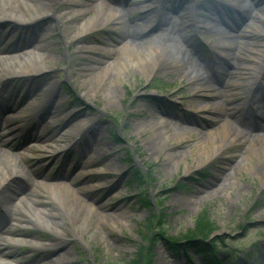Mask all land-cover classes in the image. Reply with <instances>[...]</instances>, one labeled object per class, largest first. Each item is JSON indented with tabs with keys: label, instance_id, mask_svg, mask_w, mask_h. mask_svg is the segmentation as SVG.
Wrapping results in <instances>:
<instances>
[{
	"label": "rangeland",
	"instance_id": "374dc122",
	"mask_svg": "<svg viewBox=\"0 0 264 264\" xmlns=\"http://www.w3.org/2000/svg\"><path fill=\"white\" fill-rule=\"evenodd\" d=\"M92 1L31 0L33 5L38 7L41 5L43 11H40V14L45 13L39 18V20L42 19L39 25L45 22L46 27L50 28L47 43L39 50L45 51L46 56L48 54L54 56L46 63L49 66L46 68L52 69L49 74L51 79L42 88V91H46L40 95L42 98L48 93L55 95L56 98H59L60 106L64 107L62 111L69 109V107L74 108V115L69 121L51 116L48 120L49 126L52 128L51 130L47 129L48 131L46 130L44 136L52 135V132L57 134L62 130H68L71 126H80V120L84 116L92 119L88 122L89 126L84 128L87 141H93V138L97 135L96 137L102 145L101 149L105 148L107 152L111 150L108 156H105L106 153H102L95 154L94 158L99 159V162L103 165L112 161L113 166L118 167L114 171L107 168L109 174L104 178V175L98 177L99 174L95 173L100 166H92L90 169L93 174L84 176L88 182L86 186L98 185L99 188L90 189L88 192H80V197L82 201L98 205L100 209L108 214H123L125 218L127 217L126 213H128L130 216L124 224L118 223L115 226L113 223H107L98 227V229L92 228L79 241L67 230L70 225L64 218V213L57 210V207L50 201L45 202L43 195H37L41 198L40 205L44 209L52 212L57 211V218L65 222L66 227L64 229L67 232L64 239L57 238L48 232L43 233L41 239L45 243V247L42 250V255L46 258H44L42 264H189L188 256L171 254L167 246V240L164 241L163 239L177 237L182 240L188 231L195 229L194 224L202 211L207 213V221L214 230L211 234L213 239L211 241L217 244L218 257L225 260L223 264H264V185H261L256 176L249 173L250 166L242 167L241 173H237L238 181L235 187L229 191L231 192L229 196L224 192L221 194L219 192L215 193L207 197V200L198 209L193 208L191 211L187 209V204H185V199H188L187 191L199 195L204 190L203 187H206L209 188L208 192H217L225 174L220 176L218 183H216L212 178L216 174L214 169L217 168V171L223 169V173L228 172L229 168L239 160L241 146L232 145L221 154L215 155L210 161L201 164V152H199L197 146L195 148L191 147L197 141L196 134L188 133L182 139L175 135V138L168 140L165 146L162 147L157 135L160 129L141 127L150 119L155 118L153 116L155 115L153 112L156 111L155 107H160L163 102L166 103L165 98L181 102L187 107L196 108L200 102L204 101L203 96L204 98L207 97L201 91L195 93V90L190 88L188 79L181 76L182 68L174 67L173 71L164 73L161 71L160 65L152 73L145 75L139 70L140 68L133 66L130 71L129 69L128 71L124 70V77H118L116 83L112 85H108V82L105 83L101 87L103 89L101 94L96 93L93 97L85 94L86 88L92 87L94 82L90 80L84 85L83 78L85 76L89 77L91 74L90 69L99 64V61L106 60L104 59L105 54L91 48H103L110 44L120 45L121 40L125 41L126 39L127 41L134 40L137 42L139 39L138 32L141 29L140 27L135 28L132 32L130 25L136 26V23H139L145 12V9L140 10L138 8L130 11L128 15L124 13L121 16L120 14L118 19L103 21L104 18L99 17L95 21L94 29H90L80 37L73 38L72 35L77 32L83 19L87 17L82 14L74 16L73 12L86 8L85 6L91 4ZM102 1L107 4L106 0ZM147 1L144 0L143 2ZM158 1L149 0L148 3H152L154 9V3ZM128 2L133 3L134 0ZM162 2L169 5L170 12L177 13V15L170 14L171 22H182L181 26L175 28V30H179L178 34L181 32L190 36V40L184 38L185 43L194 44L196 38L193 37V33L199 31V35L202 36L200 38L205 39L207 46L216 44L218 47L222 38L219 37L221 30H219V24L217 23L219 21L217 2L225 5L229 4L231 7L230 2L227 3L224 0H163ZM249 3V0H245V4ZM105 7H108V5H105ZM184 7L187 10H184ZM231 11H234V8ZM255 14L259 16L256 11L253 15ZM58 15L60 17L56 19L55 16ZM68 16L69 19H66ZM147 16L150 18V23L154 24L157 14L148 10ZM121 18L122 23L127 26L126 32H121ZM253 18L254 24L260 27L261 33L253 31V24L250 29L247 25L244 26L242 31L245 30V32L242 33L245 35L239 37L240 41H244V44L240 45L239 43L243 49L241 58L239 61L229 60L238 70L236 74L239 76L238 79H244L247 75H243V73L246 72L250 75V82L255 81L256 73L259 74L260 68L258 67H262L264 64V19H257L256 16ZM119 19L120 22L117 21ZM55 21L57 25L53 26ZM170 26L168 24V27ZM199 27H204L205 30L200 32ZM246 30H249V32H246ZM205 31L209 32L204 33ZM177 36L174 39L182 45L181 39ZM243 37H248V39ZM231 40L225 43L228 46L222 45L219 47L222 59L217 62V65L224 69L229 66V70L232 66L228 64L230 62L226 59V55L234 52L233 48L235 46L238 47L237 45L229 47L237 43L235 38ZM222 42H224V39ZM251 43L262 49L259 53L261 60L260 62L255 61L252 66H248L252 62L250 56L254 53H251L252 50L246 48V46L252 45ZM65 51L69 52L66 58ZM168 54L169 52L160 51L155 55V59L161 62L164 57H170ZM143 59H145L143 62L144 67L147 66L148 61L146 57H143ZM233 62L238 66L236 67ZM150 65L153 66V64ZM188 65H191L196 73L200 72L195 61L192 60L184 68H190ZM247 67L253 68V70L251 71ZM54 68H62V70ZM65 68L70 69L66 78H64L66 76ZM107 93V99L101 97ZM250 93L254 95V92L250 91ZM41 96H37L35 99H42ZM247 96L248 93L246 92L244 94L229 95L228 100H225L222 104L219 113L209 112L208 125L215 126L216 118L219 119L220 117H226L228 120L233 121L229 116L242 110L243 105L241 103ZM257 96L259 95L257 94ZM260 98L262 97L260 96ZM210 100H213V98H210ZM43 103L44 101L40 100L37 106ZM31 110H28L25 115ZM50 111L52 113L53 109H50ZM174 111L177 112V108ZM169 112L172 114L173 111ZM69 114L71 112L64 113L62 116L67 117ZM24 120L25 118H22L21 128L25 127ZM170 126L166 124L167 128ZM74 130L79 129L75 128ZM116 132H119L117 137H115ZM167 133L170 135L169 131ZM18 140L14 142V146H18ZM73 140L74 137L72 139V136L65 137L59 143L62 146H67L73 144ZM151 141L155 142L150 144ZM77 145L74 144L69 147V152L81 150L85 157L87 153ZM158 149L159 153H157ZM69 152L68 159L71 161L68 162L67 167L69 163L74 161L75 156L73 153L70 156ZM2 158L6 157L0 156V161L3 160ZM180 158H183V161H180ZM82 162L91 164L88 159H82ZM0 163L2 164V162ZM2 165L0 167H3ZM24 168L27 170V166H24ZM104 168L106 169V167ZM44 170L40 166L39 171L43 172ZM197 170L201 171L197 172ZM204 172L210 174L209 178L211 179L209 180L214 181V183L211 181L208 184L206 183L208 178L201 179L199 177V173ZM0 173L3 172L0 171ZM258 173L263 176L264 167ZM77 174L73 178V185L76 186V189L79 186L80 179L83 178L80 173ZM44 176L47 179L56 176V174L44 173ZM191 178H197L202 183L200 182V185L192 184L188 182ZM100 179L104 181L98 182ZM14 181L10 182L5 193L8 190L12 192L19 191L17 181ZM189 184H192L189 189L182 187L184 185L189 186ZM111 186L114 187V190ZM110 188L112 189L111 193L108 192ZM238 189L240 193L235 196ZM143 194L146 197L148 196L151 201L146 206L141 199ZM19 219L25 222L22 217ZM94 219H96L95 216ZM22 223H17L16 229L17 227L21 228ZM24 228L25 232L38 233L29 226ZM204 228V224L200 226V230ZM52 248L54 249L51 250ZM22 251L27 253L25 254L27 257L22 258L21 262L34 259L35 255L29 253V248H22ZM234 251H237L238 254L235 255L236 252ZM244 253H247V260L239 259ZM188 255L193 264H203V258L196 256L193 251H189ZM41 262L38 261L39 264Z\"/></svg>",
	"mask_w": 264,
	"mask_h": 264
},
{
	"label": "bare ground",
	"instance_id": "6f19581e",
	"mask_svg": "<svg viewBox=\"0 0 264 264\" xmlns=\"http://www.w3.org/2000/svg\"><path fill=\"white\" fill-rule=\"evenodd\" d=\"M115 1L119 2L117 0ZM121 1H124V5L121 6V11L117 7H105V5L101 2H96L95 0H93L91 4L85 6L86 8L73 12L74 16L78 14L87 16L85 17V19H83L77 32L72 35V37L75 38L87 33L90 29H94L95 21L99 17H103V21L109 19H118L120 14L121 16H123L122 14L124 13L128 15V13L133 9H146L144 12V16L142 17V22L136 23V26L130 25V28H132V32L133 29H138L140 27L141 30L138 32V34L141 36V38L144 39L145 42L137 41V43L134 40L127 41L126 39L125 41L121 40L120 45L110 44L107 45V47L103 48H91L105 54L106 57H104V59L106 60L99 61V64L90 69L91 74L89 75V77L85 76L83 78L84 85H86L90 80L94 82L93 86H90L91 88L85 87L86 95L93 97L96 93L101 94L103 90L101 89V87L104 86L105 83L108 82V85L116 83L118 77H124V70L128 71L129 69L130 71L133 66L140 68L139 70L147 75L153 72V69L157 68L158 64L160 63L159 66L161 65V71L164 73H167V71H173L174 67L182 68L181 76H184L188 79L190 88L195 90V92L201 91L202 93L206 94V98H213V100L211 101H207L206 98H203L204 101L200 102L196 108L189 107V109L193 110L196 115L199 114L201 116L208 117L209 112L219 113L221 111L222 104L225 100H228L229 95L231 96V94L237 93L244 94V92H246L249 96V107L252 109H256V112L259 115L257 116L258 118H263L262 114L264 112V102L259 98V93L261 94L260 87L264 84V78L256 87H254L255 83H253V81L250 82V75H248V73H243V75L247 76L244 77V79L240 80L238 79L239 76L236 75L238 73L237 68L231 67V69L228 71L217 66V70H224L223 73L226 74L225 79H222L223 88L215 87L213 84L206 83V81L208 82L209 80L208 75L201 72H199L200 74L196 73L191 68V66L188 69H186L187 67L184 68L185 65L190 64V62L192 61L191 50L183 48L182 46H178L174 43L175 39L172 34H174L176 27L182 25V22L179 21L175 24L172 23V25L174 26L170 27L166 25V28L164 30H160V34H157L156 37L151 36V38L149 34L152 32V30L157 29L156 27L148 29L150 27V19L147 16V12L148 10H150L151 12L153 11L154 13L156 12L152 7V3H148L149 0H146L147 2L135 0L139 1V4H135V6L132 7V3L129 4L128 2L129 0ZM224 1L227 3L230 2V4L234 5L236 8L242 11L244 16H246L248 20V29H250L251 25L253 24V31L256 33L260 32V27L254 24L253 17L256 16L257 19H264V7H259L261 0H251L252 5L245 4V0ZM39 6L40 7L33 5L31 0H0V20L12 19L18 22L36 21L35 19H38L41 15L45 14L43 12L41 14L39 13L40 11H43L41 5ZM256 8H258L259 16L257 14L253 15ZM169 9V5L164 6L161 9L160 18H163V23H161L162 25L169 23V20L167 21V18L170 19L171 17H169V13H166L167 11H169ZM223 9V7L219 6L220 11L223 12ZM226 9L229 8L226 7ZM184 10H187V8L184 7ZM90 13H92V15H90ZM58 17H60V15L55 16L56 19H58ZM66 19H69V16ZM117 21L120 22V19ZM165 21L166 23H164ZM204 25H206V23H204ZM229 28L231 29V26H229ZM144 29L149 31L145 32ZM126 30L127 26L122 23L121 18V32H126ZM246 32H249V30H246ZM23 35L24 34H21V37ZM219 35L220 37L224 38V42H222L223 40L220 41L218 47L222 45L228 46L225 43L232 39L231 37L237 36L234 34L232 35L229 32H227L226 34L221 32ZM2 37H5V35H2ZM42 37H44V35H42ZM155 38L158 39L155 40ZM243 38L248 39V37ZM5 39L6 37L2 39V41ZM6 43L7 42L5 41L3 44ZM237 43L229 46L232 47L233 45H237L238 47L235 46L233 48L234 52L226 55V58L228 60L239 61V59L241 58L243 49L240 47V45L244 44V41L239 40ZM42 44L43 39L39 42V45L36 46H30L26 44L27 47H25V44H20L18 48L14 50L17 52L19 51V53H10L3 47H0V84L5 80L6 77L13 74L22 73L23 70L25 72H36L41 67H45L47 65V61L51 60L54 56L52 54H48L46 56L43 52L39 51V46H41ZM246 48L251 49V53H254L252 56H250L252 62L248 64V66L254 65L255 61L260 62L261 58L259 57V53H261L262 49L255 47L253 44L246 46ZM160 51H164L165 53L169 52L168 55L170 57H164L161 62L155 59V55ZM143 57H146V60L148 61L147 66L144 67L143 62L145 59H143ZM233 63L236 64L235 62ZM150 64H153V66H151ZM237 66L238 64H236V67ZM258 68L261 67L259 66ZM247 69H250L251 71L253 70V68L250 67H247ZM69 71L70 69L68 68L67 73H69ZM233 75H236V78ZM225 81L226 84H224ZM250 91L254 92V95L252 94V97ZM257 94L259 96H257ZM107 96L108 93L106 95L103 94L101 97L107 99ZM5 98L10 99V93L8 91L6 92ZM45 98L48 99L49 97L45 96ZM8 102L10 101L8 100ZM26 109L28 110V108L22 109L20 112L15 113L16 115H9V117L0 124V141L3 144L8 145L9 149L11 150L16 149L15 147L10 146V142L18 135V130L20 129L19 121L14 123L13 120L21 117ZM155 110L156 111L153 112L155 113V115H153L155 116V118L150 119L149 121H147V123L141 125V127L160 129L157 135L159 136L162 147L165 146L168 140L175 138V135L176 137L182 139L188 133L196 134L197 141L196 143L192 144L191 147L195 148L197 146L199 152H201V164H203L205 161L210 160L213 156L221 154L227 147H230L231 145L241 146V156L239 157V160L236 161V164L232 165V167L229 168V171L225 173L217 192H208V190H202L203 194L201 195V200H199V198H194L191 201L185 199V204H187V209L189 211H191V209L193 208H198V203H202L205 199H207V197H210L215 193L219 192V194H221L224 192L227 196H229L231 194V192L229 191H231L233 187H235V184L238 181L239 177H237V173H241L242 167L245 168L246 166H250L251 170L249 171V173L256 176L259 179L261 185H264V175L262 176L258 173V171L264 167V123H260V128L263 127L262 130H259V132L250 133L244 128V126H235L234 122L228 120L226 117H220L219 119L216 118L214 127H210L207 129L204 128L202 131H197L198 129H192L188 126L184 127L182 122L179 123L173 120L168 122L165 117L168 115V113H171L166 108L159 109V107H155ZM171 117H173L172 119L174 120L181 121L176 116L172 115ZM198 118L201 117L198 116ZM89 121H92V119L86 118L84 116L81 120L80 126H72L68 130H62L56 137L51 136L49 140L40 141V144H32L29 149L27 148L22 151L13 152L8 149L6 154H1L5 152L2 151V147L0 146V154L5 155L6 157L2 161H0L3 164L2 165L0 163V165L3 166L0 167V171L3 172L0 173V194H2L4 190H6L7 186H9L11 177H15L18 175L26 176L25 181L31 184L30 190L24 193L22 196L16 198V200L13 202H10L8 197L3 198L2 203H7L6 206L10 207V210H6V215L9 218L8 223H10V225L5 228L0 226V246H2L4 251H6L7 248H12L18 250L20 254L22 253L20 251L21 248H29L31 250L30 252L35 255V258L33 260L21 262L20 260L23 256H15L7 259L5 256L0 254V264H39L38 261H42L40 263L42 264L44 262V256L41 252H38V250L44 249L45 247V243L41 239L43 233L48 232L52 235H55L57 238L66 237L65 234L67 232L64 229V227H66L65 222L57 218V211L52 212L51 210L44 209L40 205L42 200L37 195H43L45 202L50 201L55 205V207H57V210H60L64 213V218L72 227V234L79 241H81L82 236L88 234L92 228L98 229V227L103 226L107 223H113L116 226L118 223L124 224V222L128 220L130 216L128 213H126L127 217L125 218L123 214H108L103 209H100L98 205H93L87 203L86 201H82L80 192H87L90 189L96 188V186H86L88 182L87 178L84 176L91 169H85L86 163L82 162V159L84 157L82 156L81 150H78L75 153V155L77 156V161L73 164V167L82 164L79 173L83 178L80 179V185L77 189H73L67 180L59 181L61 179H57V177H55L54 180L59 182L48 183L47 180H44L43 177H40L39 166L43 160L42 157L39 159L38 164H36V162L30 164L29 162V152L31 153V150L34 149H36L37 154L43 156L45 160H54L55 154L62 150H66L67 152H69V150L64 149L66 148V146L57 144V142L59 143L65 137L70 136H72L73 139V137L77 136L78 134L82 133L83 130H85L84 128ZM166 124L171 126L167 128ZM46 127H48V124L45 125V128ZM75 128H78L79 130H74ZM168 131L170 135H168ZM86 140L87 137L82 134L80 136L81 145L77 146L81 147L87 153L85 158H87L88 160L92 159L93 154L95 153L96 155L107 153V149H101V147L97 148V150L94 152V150L90 148L89 143ZM152 142L155 141H151L150 144ZM157 153H159V149ZM179 160L183 161V158H180ZM29 164L30 167L26 170L24 166ZM103 167L110 168V170L113 171L117 168L113 166L112 161L105 163L104 165H102V168ZM239 193L240 190L238 189V191L235 193V196H238ZM94 216L96 219H94ZM21 217L23 220H25V222L19 219ZM13 223H22L24 227L29 226L31 228H34V230L38 231V233H27L24 231L25 228L23 227L21 228L23 230L17 234L14 230H12L13 227H15L13 226ZM13 233L17 235H13Z\"/></svg>",
	"mask_w": 264,
	"mask_h": 264
},
{
	"label": "trees",
	"instance_id": "16d2710c",
	"mask_svg": "<svg viewBox=\"0 0 264 264\" xmlns=\"http://www.w3.org/2000/svg\"><path fill=\"white\" fill-rule=\"evenodd\" d=\"M205 225V228L203 230H200V226ZM213 228L207 221V218L201 219L196 223L195 229L190 232L191 236L189 238L194 239V238H201V239H207L212 233H213Z\"/></svg>",
	"mask_w": 264,
	"mask_h": 264
},
{
	"label": "water",
	"instance_id": "95a60500",
	"mask_svg": "<svg viewBox=\"0 0 264 264\" xmlns=\"http://www.w3.org/2000/svg\"><path fill=\"white\" fill-rule=\"evenodd\" d=\"M2 23H3V26H7V29L8 28L12 29L15 26L13 23H11L9 21H3ZM10 29H8V30L11 31Z\"/></svg>",
	"mask_w": 264,
	"mask_h": 264
}]
</instances>
